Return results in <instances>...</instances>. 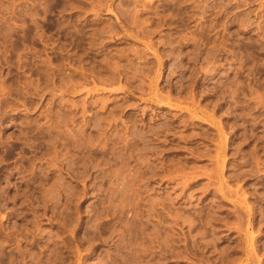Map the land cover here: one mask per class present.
Returning <instances> with one entry per match:
<instances>
[{
	"label": "rangeland",
	"instance_id": "rangeland-1",
	"mask_svg": "<svg viewBox=\"0 0 264 264\" xmlns=\"http://www.w3.org/2000/svg\"><path fill=\"white\" fill-rule=\"evenodd\" d=\"M0 264H264V0H0Z\"/></svg>",
	"mask_w": 264,
	"mask_h": 264
}]
</instances>
